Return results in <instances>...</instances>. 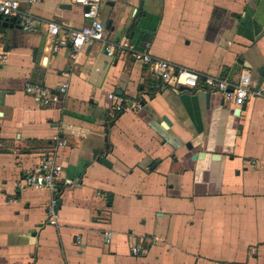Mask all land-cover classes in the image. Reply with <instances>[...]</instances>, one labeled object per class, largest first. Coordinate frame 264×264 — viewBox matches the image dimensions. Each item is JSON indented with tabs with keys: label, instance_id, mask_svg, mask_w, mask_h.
I'll return each mask as SVG.
<instances>
[{
	"label": "crops",
	"instance_id": "1",
	"mask_svg": "<svg viewBox=\"0 0 264 264\" xmlns=\"http://www.w3.org/2000/svg\"><path fill=\"white\" fill-rule=\"evenodd\" d=\"M31 9L87 23L70 0ZM99 18L113 54L92 42L74 61L46 27L0 26V264H264V0H101ZM128 47L233 82L247 72L258 93L239 107L161 89ZM26 83L67 89L44 107ZM111 93L125 102L113 115ZM49 152L69 181L55 225L50 192L15 187Z\"/></svg>",
	"mask_w": 264,
	"mask_h": 264
},
{
	"label": "built area",
	"instance_id": "2",
	"mask_svg": "<svg viewBox=\"0 0 264 264\" xmlns=\"http://www.w3.org/2000/svg\"><path fill=\"white\" fill-rule=\"evenodd\" d=\"M37 1L26 0L23 5L18 0H0V15L4 18H15L20 29L26 32H35L41 27H46L47 33L52 38L53 49L68 48L69 57L73 61L76 60L80 49L92 42L105 43L107 55L113 54L116 45L106 41L105 25L99 18L101 0H70L83 8L82 15L87 23L80 28L64 29L57 23L47 21L33 13L31 6ZM128 49L135 60L148 67L152 74L159 79L161 89L170 85L186 90L202 88L210 93L219 94L224 100L239 107L258 93L251 88L247 72L241 73L239 79L233 82L224 77L202 74L168 60L155 58L145 51L132 50L129 47ZM66 89V83L60 84L53 90L38 83H26L24 86L25 93L31 95L44 107L58 104ZM107 97L112 103L110 114L113 115L114 112L124 108L125 102L122 97L114 93L108 94ZM136 107H139V104ZM54 140L61 144L57 137H54ZM62 171V165L56 161L54 153L49 152L42 154L36 167L19 177L15 184L18 192L31 189L44 190L52 194L47 205L46 223L49 225L57 223L58 196L61 189L69 183L68 180L62 178ZM131 253L134 256H142L144 251L136 245L131 248Z\"/></svg>",
	"mask_w": 264,
	"mask_h": 264
},
{
	"label": "water",
	"instance_id": "3",
	"mask_svg": "<svg viewBox=\"0 0 264 264\" xmlns=\"http://www.w3.org/2000/svg\"><path fill=\"white\" fill-rule=\"evenodd\" d=\"M16 22V19L15 18H4L0 15V26L1 27H6V26H9V27H13L14 23ZM105 25V24H104ZM16 27H19L18 25H15ZM106 25H105V29H106ZM180 89H183V88H180Z\"/></svg>",
	"mask_w": 264,
	"mask_h": 264
}]
</instances>
